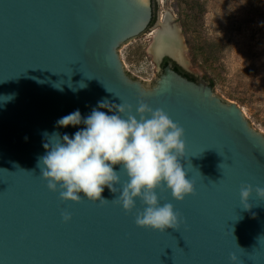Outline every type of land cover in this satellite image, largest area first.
<instances>
[{
	"label": "water",
	"instance_id": "95a60500",
	"mask_svg": "<svg viewBox=\"0 0 264 264\" xmlns=\"http://www.w3.org/2000/svg\"><path fill=\"white\" fill-rule=\"evenodd\" d=\"M152 17L151 0H0V264H232L231 254L237 264H264V200L255 193L264 188V135L208 80L172 65L152 83L132 77L120 49ZM141 100L185 130L180 163L195 193L181 202L156 190L161 205L180 213L178 230L137 226L139 199L131 212L83 194L79 203L61 201L39 175L43 133L71 137L85 127H57L60 118L94 108L111 115L98 108L105 101L113 111L129 103L135 114ZM244 185L253 188L248 208ZM101 195L118 193L105 187Z\"/></svg>",
	"mask_w": 264,
	"mask_h": 264
},
{
	"label": "clouds",
	"instance_id": "9594fccd",
	"mask_svg": "<svg viewBox=\"0 0 264 264\" xmlns=\"http://www.w3.org/2000/svg\"><path fill=\"white\" fill-rule=\"evenodd\" d=\"M115 106V111L106 101L98 106L108 108L111 115L94 108L84 118L79 110L60 118L57 127L85 126L71 137L44 132L46 153L37 160L40 177L50 191H59L61 201L79 203L83 194L94 203H112L131 212L139 199L144 207L136 212L137 226L160 232L168 228L178 230L180 213L172 203L161 205L156 190L166 188L174 200L181 202L195 193V182L188 178V171L180 163L186 155L184 128L164 109H153L142 100L135 114L129 103ZM122 172L127 177L123 183ZM105 187L118 195L112 200L103 198ZM252 193L251 185L240 189L241 204L245 208ZM255 193L264 200V188L256 187ZM61 216L65 223L72 219L67 211ZM230 260L237 264L238 257L231 254Z\"/></svg>",
	"mask_w": 264,
	"mask_h": 264
},
{
	"label": "rangeland",
	"instance_id": "374dc122",
	"mask_svg": "<svg viewBox=\"0 0 264 264\" xmlns=\"http://www.w3.org/2000/svg\"><path fill=\"white\" fill-rule=\"evenodd\" d=\"M156 2L157 24L120 49L132 77L152 83L161 74L150 47L163 17L170 14L171 26L181 30L187 71L214 80L218 97L235 103L251 128L264 135V0Z\"/></svg>",
	"mask_w": 264,
	"mask_h": 264
},
{
	"label": "bare ground",
	"instance_id": "6f19581e",
	"mask_svg": "<svg viewBox=\"0 0 264 264\" xmlns=\"http://www.w3.org/2000/svg\"><path fill=\"white\" fill-rule=\"evenodd\" d=\"M173 17L166 14L159 24L161 28L154 33L153 44L150 52L157 60L165 54H169L182 64H186V48L181 37V30L172 27Z\"/></svg>",
	"mask_w": 264,
	"mask_h": 264
},
{
	"label": "flooded vegetation",
	"instance_id": "af4514ba",
	"mask_svg": "<svg viewBox=\"0 0 264 264\" xmlns=\"http://www.w3.org/2000/svg\"><path fill=\"white\" fill-rule=\"evenodd\" d=\"M157 0H151L152 3V9H153V17H152V21L149 25V27L147 28L146 32L143 34L145 35L147 32H149V30H152V28L157 24L156 23V19H157ZM166 64V65H165ZM165 65V66H164ZM168 65H172L173 69H175L176 66H178L184 73H190L187 71V69L185 67H183L182 65H180L171 55H166L163 60L161 61V63L159 64L161 70H164V68ZM178 72V71H177ZM180 73V72H178ZM181 74V73H180ZM183 75V74H182ZM189 79V78H188ZM200 78H196V80H192L194 82H198ZM191 80V79H190Z\"/></svg>",
	"mask_w": 264,
	"mask_h": 264
},
{
	"label": "trees",
	"instance_id": "16d2710c",
	"mask_svg": "<svg viewBox=\"0 0 264 264\" xmlns=\"http://www.w3.org/2000/svg\"><path fill=\"white\" fill-rule=\"evenodd\" d=\"M178 3H180L179 1H178ZM186 33H187V30H186ZM166 65V64H165ZM164 65V66H165ZM175 69H176V71H178V72H180L181 74H183L185 77H187V78H189V79H191V80H196V76L194 75V74H191V73H184L178 66H176L175 67ZM211 85L213 86V87H215V81L214 80H212L211 81Z\"/></svg>",
	"mask_w": 264,
	"mask_h": 264
}]
</instances>
